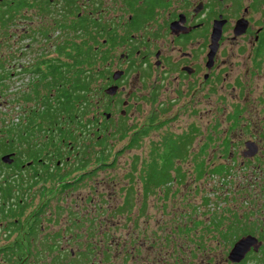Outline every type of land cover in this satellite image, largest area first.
Instances as JSON below:
<instances>
[{
	"label": "rangeland",
	"instance_id": "rangeland-1",
	"mask_svg": "<svg viewBox=\"0 0 264 264\" xmlns=\"http://www.w3.org/2000/svg\"><path fill=\"white\" fill-rule=\"evenodd\" d=\"M242 45L224 47L215 70L219 81L194 95H187L191 83L157 84V100L162 115L167 114L158 122L165 123L155 125L136 148L118 153L111 167L98 169L93 162L83 171L86 175L79 170L64 178L61 171L59 179L30 189L22 197L23 214L8 226L9 233H0V249L9 245L17 252L20 246L16 259L20 254L28 259L18 264H224L245 233L264 236V58L254 72ZM156 75L148 80L149 71L131 73L125 91L131 92L133 107L123 119L116 112L117 127L122 121L150 124L144 114L155 107L148 96ZM102 86L100 81L91 85L94 101L102 102ZM236 111L240 117L233 129ZM0 112H5L3 103ZM100 120L105 127L116 123ZM95 128L92 123L90 131ZM185 132L194 145L182 162L174 163L171 181L156 187L144 183L153 156ZM102 133L90 140L99 143ZM248 142L258 148L253 159L243 157ZM197 145L204 148L202 156L194 155ZM86 150L91 157L101 149ZM218 166L224 172L211 173ZM10 257L0 264H10Z\"/></svg>",
	"mask_w": 264,
	"mask_h": 264
},
{
	"label": "flooded vegetation",
	"instance_id": "flooded-vegetation-1",
	"mask_svg": "<svg viewBox=\"0 0 264 264\" xmlns=\"http://www.w3.org/2000/svg\"><path fill=\"white\" fill-rule=\"evenodd\" d=\"M214 31L218 36L212 43ZM239 42L246 46L242 45L255 72L264 58V0H0V106L3 103L5 108L4 113L0 112V205L3 191L5 196L10 194V204L6 203L5 209L20 213L13 218L16 223L25 206L12 205L13 200L22 204V197L46 182L44 179H59L61 171L64 178L79 171L72 164L78 154L75 144L71 146L68 141L65 146L64 140L47 134L58 132L56 101L63 87L75 90L73 95L82 101L78 103L83 105L78 112L84 113L79 129L74 123L67 125L88 139L79 142V147L101 149L80 169V175H86L83 171L88 164L97 160L98 169L111 167L118 153L136 148L140 139L157 129L155 125L165 123L158 122L167 114L162 115L157 84L191 83L187 95H194L201 86L219 81L215 70L224 47L231 48ZM221 63L224 64L222 60ZM145 71L151 73L148 80L157 74L148 96L155 107L144 114L150 124L139 125L138 120L126 125L122 121L123 126L117 127L116 112L123 119L133 107L131 92L125 91V85L131 73ZM96 81L103 84L102 102L89 95ZM239 117V111L231 116L233 129ZM100 119L113 120L115 126L105 127ZM92 123L96 126L93 133ZM100 130L101 141L92 142L90 138ZM178 137L171 140L181 148V154L171 160L173 165L182 162L195 141H190L186 132ZM170 143L150 163L163 164V154ZM118 144L122 147L111 155ZM225 145L227 151L229 146ZM254 148V155L245 150L243 157H256L258 148ZM32 150L34 159L27 158ZM203 153V146L197 145L194 155ZM3 156H8V163L1 162ZM109 160L114 161L108 164ZM8 214L0 213V233L10 232ZM33 234L31 230V239ZM244 236L233 243L232 250L249 238L247 246L242 245L233 254L230 250L224 264H264V236ZM0 250L14 251L9 245ZM18 258L28 259L21 254Z\"/></svg>",
	"mask_w": 264,
	"mask_h": 264
},
{
	"label": "trees",
	"instance_id": "trees-1",
	"mask_svg": "<svg viewBox=\"0 0 264 264\" xmlns=\"http://www.w3.org/2000/svg\"><path fill=\"white\" fill-rule=\"evenodd\" d=\"M65 89L64 87L61 89V94H60V98L57 99V104H58V112H57V116H58V132H52L50 131L49 135H53L55 137H58V141H62L64 140V145L66 146V143L69 141L72 144H70L71 146H73L75 144V148L74 151L78 152V154L76 153L74 155V167H76L77 170H80L81 168H83L89 158V154L86 150L87 147H84L83 145L79 147L78 143L84 140V137L82 136V138L80 137V134L78 133V131H71L69 129V127H67V125H71L72 123H74V125L76 126V129H79L78 126L80 124V119L83 117L84 113L82 111V113L78 112L79 108H82L83 110V105L78 104L79 102L82 101H78V95L75 94L73 95V93H77L75 90L73 91H68V90H63ZM76 90L77 87H76ZM54 106L50 107L53 108ZM77 111V112H76ZM74 114V115H73ZM47 115V114H45ZM49 119H52V114H50ZM43 120H46V117H43ZM82 120V119H81ZM75 129V130H76ZM82 134H84V132L81 131ZM45 134V133H44ZM29 135V134H28ZM170 145L169 147L166 148L164 157L166 158V160H164L163 164H150V166L147 168L148 173H145V177H143V181L144 183H151L152 186L156 187V186H163L165 185V183L170 182V174L169 172L173 170V164L172 161L173 158H175L176 156L181 154V148H178V145L176 144V141H170ZM78 146V147H77ZM228 146V145H227ZM42 147H45V145H43ZM179 149V150H178ZM3 150V148H2ZM168 150H172L170 153H168ZM35 150H32L31 152L28 153L27 158H32L34 159L35 157ZM95 162H99V161H95ZM224 167L223 166H218L217 168L211 170V173L213 174H221L224 172ZM45 181H47L46 179H44ZM69 185L64 184V187H68ZM4 190V189H2ZM145 193L147 192V189L145 188ZM144 193V195H145ZM10 197L11 195L8 194L7 196H5V193L3 191L2 193V204L0 205V213L1 215H5L6 213L8 214V217H10V219H13L14 217H18L20 213H16L14 210H7L5 209V204H10ZM14 199V198H13ZM15 200H13V202H11V204H15V205H20V207H24L26 206V203L22 202V204L20 202H18L17 200L14 202ZM3 205V206H2ZM11 212V213H10ZM15 214H17V216H15ZM7 217V218H8ZM15 222H11L9 224L14 225ZM19 249L20 246H17V252L15 251H9L6 252L5 250H0V259L5 260L8 256H11L10 260H13L10 262V264H18V260L17 258V254L19 253ZM26 261V260H25Z\"/></svg>",
	"mask_w": 264,
	"mask_h": 264
},
{
	"label": "water",
	"instance_id": "water-1",
	"mask_svg": "<svg viewBox=\"0 0 264 264\" xmlns=\"http://www.w3.org/2000/svg\"><path fill=\"white\" fill-rule=\"evenodd\" d=\"M216 34V36H214ZM217 36H218V32L216 33L215 31H214V33H212V43L215 41V39L217 38ZM108 93H110L109 92V90H108ZM246 146H247V148H248V151H249V155L250 156H252V155H254V153H255V148H254V145H253V143H251V142H248V145L246 144ZM1 162L2 163H8V156H3L2 157V159H1ZM249 240V238H247V239H243V240H241L239 243H237L236 244V246L233 248V250H232V254L233 253H235L236 252V250L239 248V247H241L242 245H244L245 244V246H247V244L248 243H246L247 241ZM242 256V254L239 256V257H241ZM238 257V258H239ZM232 258V257H231ZM238 258H236V259H238Z\"/></svg>",
	"mask_w": 264,
	"mask_h": 264
}]
</instances>
